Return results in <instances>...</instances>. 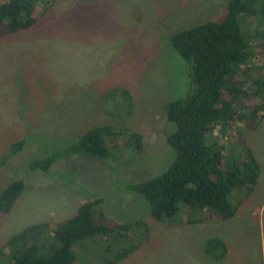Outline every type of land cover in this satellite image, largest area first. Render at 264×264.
I'll list each match as a JSON object with an SVG mask.
<instances>
[{"label": "rangeland", "instance_id": "374dc122", "mask_svg": "<svg viewBox=\"0 0 264 264\" xmlns=\"http://www.w3.org/2000/svg\"><path fill=\"white\" fill-rule=\"evenodd\" d=\"M228 1L54 0L34 27L0 39V160L23 141L0 167V190L12 180L25 183L10 213L0 216V246L29 225L59 222L80 204L100 198L110 219H141L149 227L148 240L120 264H264V113L258 127L245 134L259 164L258 180L233 218L189 224L185 221L195 215L181 211L172 222L183 223L157 222L141 195L123 189L162 173L173 153L166 143L171 123L164 107L186 96L192 83L190 65L172 48L170 36L223 20ZM249 23L264 31V24ZM116 86L131 92L129 115H122V100L106 96ZM98 125L138 132L142 149L123 147L103 159L77 154L47 172L30 168L33 160L75 143ZM212 237L227 245L221 261L203 252ZM100 248L95 240L92 251ZM78 252L79 258L87 254Z\"/></svg>", "mask_w": 264, "mask_h": 264}, {"label": "trees", "instance_id": "16d2710c", "mask_svg": "<svg viewBox=\"0 0 264 264\" xmlns=\"http://www.w3.org/2000/svg\"><path fill=\"white\" fill-rule=\"evenodd\" d=\"M53 3L0 1V39L34 27ZM255 20L264 24V0H229L223 20L170 36L172 48L190 65L192 83L186 96L164 107L171 123L166 143L173 153L159 175L123 185L146 200L157 222L183 223L172 220L185 211L195 215L185 221L189 224L229 220L257 183L259 164L245 138L264 113V31L251 29L249 22ZM106 96L123 101L122 115L131 113L130 90L116 86ZM22 145L23 141L14 143L0 167ZM123 147L139 152L142 136L130 128L93 126L75 143L33 160L30 168L47 172L61 159L77 154L103 159L116 156ZM24 189V181L16 179L0 190V216L10 213ZM235 191L240 196L232 201ZM102 204L100 198L86 201L66 219L32 224L11 235L0 246V264H83L84 258V264H120L148 240L149 227L141 219L118 223L107 217ZM95 240L102 249L98 253L92 251ZM80 249L87 252L82 258ZM203 252L221 261L228 248L223 239L212 237Z\"/></svg>", "mask_w": 264, "mask_h": 264}]
</instances>
